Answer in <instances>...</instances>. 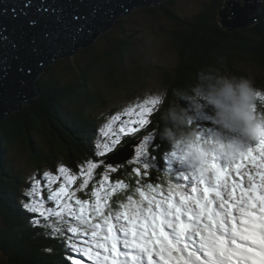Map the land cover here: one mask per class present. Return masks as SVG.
Masks as SVG:
<instances>
[{"label":"snow or ice","instance_id":"obj_1","mask_svg":"<svg viewBox=\"0 0 264 264\" xmlns=\"http://www.w3.org/2000/svg\"><path fill=\"white\" fill-rule=\"evenodd\" d=\"M160 105L153 95L111 115L97 132L98 159L78 171L59 164L55 172L33 173L20 200L29 224L62 243L70 264H264V135L230 156L211 141V118L198 117L213 149L202 168L189 167L179 152L161 153L165 141L151 128ZM142 130L131 153H122L124 142ZM127 155L136 165L135 186L113 203L130 185L112 181L120 166L106 161ZM158 156L169 174L166 187L150 182Z\"/></svg>","mask_w":264,"mask_h":264},{"label":"trees","instance_id":"obj_2","mask_svg":"<svg viewBox=\"0 0 264 264\" xmlns=\"http://www.w3.org/2000/svg\"><path fill=\"white\" fill-rule=\"evenodd\" d=\"M171 4L172 0H166L146 7V11L153 16L158 11L176 26L163 30L176 52L173 66L159 67L147 57H132L137 46L132 37L134 32L128 33L123 27L118 34L108 30L103 34L101 52H96L93 44L79 49L75 56L49 64L37 79L39 96L0 121V250L7 253L5 258L0 257V264H53L55 260L57 264H67L60 252V248L65 249L63 244L47 238L43 229L31 226V214L19 208L29 177L16 169L13 153L26 151L36 173L47 166L55 169L63 154L69 158L67 166L73 171H78V166L88 159H98L94 156L98 132L95 104L109 105L107 88L112 93L134 85L144 86L153 71L151 68H159L168 95L158 114L153 116L151 128L157 130L160 113L174 99L172 89L189 90L201 69L214 68L238 77H250L255 87L264 91V0L260 2L257 21L232 30L220 21L223 5L218 0H210L205 9L189 17L171 9ZM121 21L122 18L118 23ZM129 65L133 68L128 69ZM100 78L104 87L99 85ZM257 107L264 111V102H258ZM115 110L116 106L108 108L112 114ZM200 123L210 126L207 122ZM144 134L142 130L124 144ZM37 138L43 142H37ZM168 145L164 143L161 153ZM159 163L162 165L160 159ZM132 165L123 163L117 172ZM103 170L98 168L97 175ZM130 173L131 170L123 171L117 177L133 178L134 188L136 177ZM47 247L54 249L52 254L43 250Z\"/></svg>","mask_w":264,"mask_h":264},{"label":"water","instance_id":"obj_3","mask_svg":"<svg viewBox=\"0 0 264 264\" xmlns=\"http://www.w3.org/2000/svg\"><path fill=\"white\" fill-rule=\"evenodd\" d=\"M162 1L0 0V121L39 96L37 79L49 64L93 45L133 8ZM244 1L241 5L237 0L225 1L219 11L220 21L228 30L257 21L262 0ZM31 20L36 24H30ZM19 67L26 71L19 72ZM131 151L130 145L121 149L124 154Z\"/></svg>","mask_w":264,"mask_h":264},{"label":"clouds","instance_id":"obj_4","mask_svg":"<svg viewBox=\"0 0 264 264\" xmlns=\"http://www.w3.org/2000/svg\"><path fill=\"white\" fill-rule=\"evenodd\" d=\"M155 95L162 105L168 89L161 88ZM172 96L174 99L160 113L158 134L183 156L189 167L204 166L212 152V142L232 156L264 135V111L257 107L258 101L264 102V91L255 87L250 77L201 69L189 90L174 88ZM198 117L211 118L215 129L212 142L205 139ZM164 179H169L167 172Z\"/></svg>","mask_w":264,"mask_h":264},{"label":"rangeland","instance_id":"obj_5","mask_svg":"<svg viewBox=\"0 0 264 264\" xmlns=\"http://www.w3.org/2000/svg\"><path fill=\"white\" fill-rule=\"evenodd\" d=\"M164 1L166 0H163L162 2ZM218 1L222 3L224 7L226 5L225 1H228V0H218ZM237 1L241 2V4L245 2L244 0H237ZM209 2L210 0H172V4L170 8L173 10H176L182 16L189 17L195 14L196 12L205 9V7L208 5ZM121 18H122L121 22L119 23L117 22L114 26L110 27L108 30L111 31L112 33L118 34L120 33L119 32L120 27H123L124 29H126V31H128V33L134 32L132 37L137 46L133 50L134 52L132 54V57H137L139 59L143 57L145 58L147 57L155 65L159 67L160 66H163V67L170 66L171 67L175 64L176 57H177L176 52L174 48L171 46L169 42V37L166 35V32L163 31V30L175 28L176 27L175 24H173L168 19L160 15L158 11H156V14L154 16L148 14L146 11V6H137L133 8L129 14H126L120 17L118 20H120ZM103 34H100L94 42V45L96 46V49H95L96 52H101L104 48ZM132 68L133 66H130V65L128 66V69H132ZM151 70L153 71L150 74V76L147 78L144 86L134 85L132 87H129L128 90H123V89H117L114 91L112 90L113 91L112 93H108L111 91L109 90V88L106 89L107 91H105V93H106V97L108 98L109 105L101 106V105H98V103L95 104L96 105L95 106V111H96L95 118L98 121L97 122L98 129L104 122H106L108 118L111 117V115H114L117 112H123L125 108L131 105H134L138 102H142L143 99L157 94L161 88H165L161 82V77L159 73L160 69L152 67ZM65 78H68V76L66 75ZM98 80H99V85L104 87L101 83V78ZM132 91L133 93L131 94ZM129 95L131 96L129 97ZM112 106H116V110L114 114L108 111V108ZM160 107L161 105L159 106V109ZM258 109L260 108L258 107ZM107 112H109L110 115ZM157 114L158 113L154 115L156 116ZM153 116L151 117V120H153ZM37 142H43V141L40 140V138H37ZM60 147L63 148L61 145ZM166 149H168L167 151H171L172 150L171 145L166 146L164 151ZM153 154L157 155L155 152ZM13 155H14V164L18 171L22 173H26L28 177H30L33 173H36L37 169L32 168V164L29 163L30 162L29 156L26 151H20V150L19 152L14 151ZM61 157H62V160L60 164L67 166L68 165L67 161H69V158L67 159L64 154ZM107 163H110V162H107ZM123 163L126 164L127 161ZM123 163L121 162V164L118 163L114 165L122 166ZM133 167H134V164L130 168H123V170L120 173L118 172L111 173L110 174L111 180L115 181L117 179H123L126 182L130 181L131 184L130 183L129 184L131 185V190H132L133 178L131 177L123 178L122 176L118 178L117 175H121L123 171L129 172ZM44 168L46 170H51L55 172L57 166L55 169L50 168L48 166ZM164 172H165L164 168L159 163V159H158L157 166L150 170V177L154 176V179L151 178L150 182L154 184L160 183L161 185L166 187L167 181L164 179ZM100 173L96 176V179L100 178ZM130 176H133L132 171L130 173ZM78 195H81V194H78ZM5 255L7 256V253H2V251H0L1 258H5ZM57 263H58L57 260L53 262V264H57ZM85 264H88V262L85 261Z\"/></svg>","mask_w":264,"mask_h":264},{"label":"bare ground","instance_id":"obj_6","mask_svg":"<svg viewBox=\"0 0 264 264\" xmlns=\"http://www.w3.org/2000/svg\"><path fill=\"white\" fill-rule=\"evenodd\" d=\"M239 2V1H238ZM240 3V5H241V2H239ZM261 6V5H260ZM129 157H125L124 158V160H126V159H128ZM113 160V159H112ZM112 160L111 161H109L110 163L112 162ZM60 252H61V254H62V257H63V255H65V253H66V251H65V249H62V248H60ZM69 264H70V262L69 261H67Z\"/></svg>","mask_w":264,"mask_h":264}]
</instances>
